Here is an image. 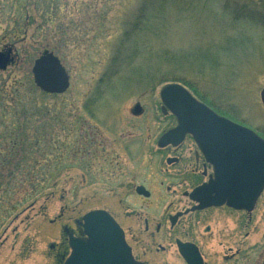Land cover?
<instances>
[{"label":"rangeland","instance_id":"rangeland-1","mask_svg":"<svg viewBox=\"0 0 264 264\" xmlns=\"http://www.w3.org/2000/svg\"><path fill=\"white\" fill-rule=\"evenodd\" d=\"M14 1L0 0V50L13 47L15 54V64L0 71V92L15 100L9 101L13 108L27 111L18 123L28 124V135L40 132L34 159L52 174L41 188L1 195L5 213L0 220L12 215L0 228V264H64L70 253L65 229L76 228L95 209H137L142 218L156 221L175 210L171 203L180 197L165 190L152 189L153 196L144 201L123 189L129 179L153 178L156 186L163 180L156 163L167 154L157 143L177 122L162 114L160 91L168 84L184 86L264 137L261 0H55L70 34L58 55L70 77L62 95H45L34 84L32 68L44 53L46 32L34 24L26 40L9 38L17 28L12 20L17 12L4 6ZM137 18L136 37L121 47ZM137 104L143 109L138 116L133 113ZM13 116L3 117L0 132L12 126ZM25 152L29 149L22 156ZM115 159L134 160L135 169L111 176L107 166ZM10 174L0 164V176ZM244 217H209L214 228L224 225H219L220 239L208 244L206 264H264V193L248 228ZM168 262L184 264L177 255Z\"/></svg>","mask_w":264,"mask_h":264},{"label":"water","instance_id":"water-1","mask_svg":"<svg viewBox=\"0 0 264 264\" xmlns=\"http://www.w3.org/2000/svg\"><path fill=\"white\" fill-rule=\"evenodd\" d=\"M14 61L13 48L0 50V71H6ZM32 74L35 85L48 95H62L70 88V77L65 67L49 51L35 60ZM160 99L162 112H170L176 118L177 126L160 138L158 146H177L190 134L208 160L223 169L217 177L223 186L218 199L211 197L218 183L211 182L191 193V199L199 203L193 210L227 203L234 209L252 212L264 191V139L253 130L219 116L180 84L164 86ZM261 101L264 105V89ZM142 112L141 105L137 104L134 115ZM137 193L149 196L142 187L137 189ZM81 225L86 238L68 235L72 252L64 264H143L133 259L123 230L108 212L91 211L83 217ZM178 245L187 264H203L195 246Z\"/></svg>","mask_w":264,"mask_h":264},{"label":"flooded vegetation","instance_id":"flooded-vegetation-1","mask_svg":"<svg viewBox=\"0 0 264 264\" xmlns=\"http://www.w3.org/2000/svg\"><path fill=\"white\" fill-rule=\"evenodd\" d=\"M258 4L260 8H262V12H264V0H261ZM238 12V15L243 14V16L247 18L246 14L248 13H245L244 11L241 13L240 11ZM250 15L258 17V14L256 13H250ZM262 20L264 21V19ZM197 100L207 105L219 116L238 124L234 118L229 117L220 109L208 105L199 98H197ZM162 114L165 117H174L170 112ZM239 125L250 129L240 123ZM176 126L177 122L176 125L171 127L168 131L172 130ZM255 133L259 135L257 132ZM259 136L264 139L261 135ZM157 147L160 153L167 154L166 156H161L160 160L156 163V168L159 171L158 173L163 175V180H161L156 186L153 178H148V180L141 182L137 181V179H129L128 182L124 184L125 186L123 189L126 192L134 193L137 200L144 201L151 199L153 196L152 189L156 190L157 188L159 191L165 190L169 195L177 196L178 198L180 197V199L171 203V205L176 203L175 210L166 218H162L158 221L149 219L148 217L142 218L143 216L141 211L137 209L124 212H114L103 208L95 210H104L112 216L118 226L123 230L125 241L131 250L133 259L136 262L143 264H169L168 258L171 255H177L184 264H187L179 250L178 244L182 243L195 246L203 259V264H206L205 258L208 253V244L214 237L220 239L219 225H224V223H218V225L214 228L212 223L210 224L211 220L209 217L213 213L228 214L230 217L235 213L242 214L245 216L243 225L248 228L252 222L253 213L258 207L264 191L258 198L252 212L234 209L228 206L227 203L218 206H210L200 210H193L199 206V203H196L191 199V193L196 189L209 185L211 182H216L217 177H219V172L223 170L222 167L215 165L208 160L204 152L197 145L190 134H187L184 140L177 146L168 145L167 147L160 148L157 143ZM107 160H109V158ZM146 166L148 168V165L145 163V167ZM107 168L110 173L109 175L114 176L117 174L121 176L125 169H130L131 171L135 169L134 160L127 161L125 163L121 162L119 159H115L114 161L110 160ZM218 182L219 180L217 183ZM139 187L144 188L145 192L149 193V196L146 197L139 195L137 193V189ZM222 188V184L218 183L215 191L211 193V197L218 199ZM176 216H178V218L173 220ZM82 222L83 220L77 221L76 228L71 229V231L67 229L68 233L66 231L65 233L67 235L73 234L74 237L80 239L86 238L84 229L81 225ZM233 235L231 236L232 239ZM143 237L144 241L142 240ZM69 249L70 256L72 252L70 245ZM228 249L230 252L233 250L232 247H229ZM239 254L240 251H237V253H233L231 257L234 258V255L236 256ZM62 257L63 256H61V258ZM226 257L231 258L228 256Z\"/></svg>","mask_w":264,"mask_h":264},{"label":"trees","instance_id":"trees-1","mask_svg":"<svg viewBox=\"0 0 264 264\" xmlns=\"http://www.w3.org/2000/svg\"><path fill=\"white\" fill-rule=\"evenodd\" d=\"M14 2L15 3L9 5L6 3L8 6H4L6 10L10 9L11 11L15 10L17 12V14L13 16L15 18H11L12 20L18 21L15 26L17 28L13 29L9 38H18L22 36L24 38L23 40H26L28 38V27L36 24L37 31L46 32V41L42 45L43 51H50L58 56L61 52V48L66 45L68 40L70 41L68 27L61 23L62 19L60 17L59 3L55 0H45L44 2H40L39 0H15ZM13 4L16 5L13 6ZM35 10L37 14H34ZM38 18L41 20L40 24L37 23ZM140 18H143V13L139 16V19ZM139 19H136L138 24H134V28L130 27L133 30L129 28V30L125 32L123 39L120 41L121 47H125L132 38L136 37L135 32L137 30H135V28L137 29L140 26ZM20 22H22V25H20ZM14 96L16 95L14 94ZM6 97V93L3 92L2 89L0 92V114H2L0 115V121L3 122L5 116L10 118V114L12 113L14 115V122L10 128H5L0 132V164L4 169L6 168L12 171V175L10 174L7 178L0 176V197L12 191L16 192L22 189L32 191L41 188L43 184L49 182V179H51L50 175L52 174L49 171L48 165L42 166L39 164V161L34 159L35 153L40 147L39 143L41 139L38 136L40 132H33L32 136L26 134L28 124L18 123V121L21 119L20 116L27 117V111L19 109V106H17V109L13 108L12 105L15 103V100L12 97H8L7 99ZM9 101H11L12 105L9 104ZM19 110H23V112L21 113ZM29 117L33 120L36 119L34 114H30ZM30 124L33 125L31 122ZM25 148H28L29 152H25L22 156L21 151ZM58 148L61 149L60 144H58ZM40 171L42 173H40ZM26 201L24 202L26 203ZM2 204L0 198V214L2 212L5 213V211L2 210ZM17 208L15 207V210ZM10 215L12 214H9L4 220H0V228L5 225Z\"/></svg>","mask_w":264,"mask_h":264}]
</instances>
